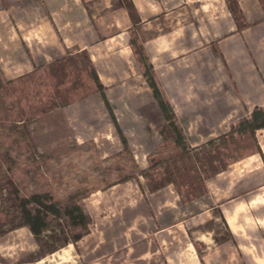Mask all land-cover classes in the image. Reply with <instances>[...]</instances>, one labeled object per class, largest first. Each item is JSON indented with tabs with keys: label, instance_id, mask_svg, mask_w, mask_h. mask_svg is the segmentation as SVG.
<instances>
[{
	"label": "rangeland",
	"instance_id": "obj_1",
	"mask_svg": "<svg viewBox=\"0 0 264 264\" xmlns=\"http://www.w3.org/2000/svg\"><path fill=\"white\" fill-rule=\"evenodd\" d=\"M186 1L0 0V264H264V115L170 104L213 99L216 17L264 0ZM165 34L190 39L172 83Z\"/></svg>",
	"mask_w": 264,
	"mask_h": 264
},
{
	"label": "crops",
	"instance_id": "obj_2",
	"mask_svg": "<svg viewBox=\"0 0 264 264\" xmlns=\"http://www.w3.org/2000/svg\"><path fill=\"white\" fill-rule=\"evenodd\" d=\"M223 7L224 13L216 17L219 24H215L227 30L219 36L208 38V44L202 50L203 59H206L203 64L206 85L203 89L218 92L212 95L210 101L204 100L198 105L188 99L170 100L177 121H190V116L203 115L204 121L238 122L252 120L248 116L264 115V7L243 8L240 4L233 13L228 11L226 3ZM211 16L208 21L216 20ZM164 36L165 39L162 37L158 42V49L167 55V59L156 64V69H170L172 83L184 71L190 73V39H181L187 43L184 51H179V47L173 44L168 51L164 43L168 41L167 36L174 42L177 37L171 34ZM170 124L172 129L173 126L177 128L173 122L170 121Z\"/></svg>",
	"mask_w": 264,
	"mask_h": 264
},
{
	"label": "trees",
	"instance_id": "obj_3",
	"mask_svg": "<svg viewBox=\"0 0 264 264\" xmlns=\"http://www.w3.org/2000/svg\"><path fill=\"white\" fill-rule=\"evenodd\" d=\"M112 117H113V115H112ZM113 119H114V122H116L114 117H113ZM116 127H117V129L119 128L118 125ZM173 129H174L175 133L178 135L177 137L179 138V132L177 131V128L175 126H173ZM31 200L34 201L35 203H37L38 205H44V202L42 201L40 196L37 195V194L31 195L29 198H23L22 199V203H26V202H29ZM38 205L35 208V211H36L35 216L36 217L31 215V213L28 210V208H25V207L22 208V211H23V223L27 224L30 227V229L33 232H36V233H38L39 230H40L41 222L42 223L44 222V221L38 219V218H40L39 217V209H38L39 206Z\"/></svg>",
	"mask_w": 264,
	"mask_h": 264
}]
</instances>
